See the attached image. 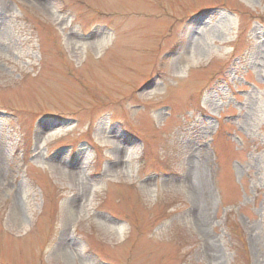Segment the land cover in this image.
<instances>
[{
	"label": "rangeland",
	"instance_id": "1",
	"mask_svg": "<svg viewBox=\"0 0 264 264\" xmlns=\"http://www.w3.org/2000/svg\"><path fill=\"white\" fill-rule=\"evenodd\" d=\"M0 264H264V0H0Z\"/></svg>",
	"mask_w": 264,
	"mask_h": 264
},
{
	"label": "trees",
	"instance_id": "2",
	"mask_svg": "<svg viewBox=\"0 0 264 264\" xmlns=\"http://www.w3.org/2000/svg\"><path fill=\"white\" fill-rule=\"evenodd\" d=\"M240 241L242 242L241 238L239 237Z\"/></svg>",
	"mask_w": 264,
	"mask_h": 264
}]
</instances>
